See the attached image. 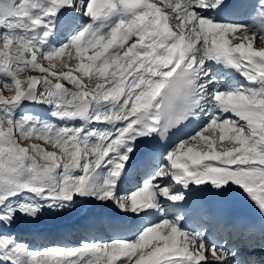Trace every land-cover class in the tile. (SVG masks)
Wrapping results in <instances>:
<instances>
[{"label": "snow or ice", "instance_id": "obj_1", "mask_svg": "<svg viewBox=\"0 0 264 264\" xmlns=\"http://www.w3.org/2000/svg\"><path fill=\"white\" fill-rule=\"evenodd\" d=\"M0 264H264V0H0Z\"/></svg>", "mask_w": 264, "mask_h": 264}, {"label": "bare ground", "instance_id": "obj_2", "mask_svg": "<svg viewBox=\"0 0 264 264\" xmlns=\"http://www.w3.org/2000/svg\"><path fill=\"white\" fill-rule=\"evenodd\" d=\"M80 208L77 209L76 211L74 212H71V213H67V214H64L63 216L61 217H55V218H51V220H54L55 221V224L58 223V221H64V220H69V219H73L79 212H80ZM47 218V216L45 217ZM50 220V221H51Z\"/></svg>", "mask_w": 264, "mask_h": 264}]
</instances>
